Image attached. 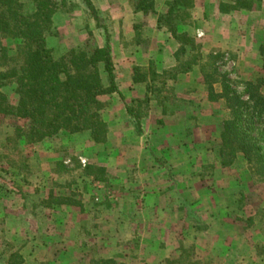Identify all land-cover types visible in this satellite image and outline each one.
<instances>
[{"label":"rangeland","instance_id":"1","mask_svg":"<svg viewBox=\"0 0 264 264\" xmlns=\"http://www.w3.org/2000/svg\"><path fill=\"white\" fill-rule=\"evenodd\" d=\"M93 1L98 11L102 10L100 15L109 34H113V24L108 22L111 15L123 10L122 6L119 9L115 0ZM136 1L128 0L127 5L134 8ZM171 1L153 0V8L165 15L166 3ZM189 1L191 5L182 10L185 16H181L180 10L181 18L173 24L177 26V34L186 33L193 39L194 51L178 61L174 56L170 58L171 47L164 42L167 36L162 35H169L168 27L162 22L160 30L163 32L159 31L162 34L158 41L165 46L157 48L160 51H153L146 69H154L160 75L172 67L177 69L189 62L192 64L190 73L195 72L196 78L184 77L175 86L176 82L161 76L152 86L156 91L165 82L158 98L171 116L162 119L163 125L168 119L171 124L179 123L181 129L191 125L188 146L186 140L182 142L184 131L176 133L162 127L156 138L150 137L151 125L161 117L154 103L144 112L139 131L128 125L126 119L123 120L120 99L113 98L116 95L105 96L102 101L105 104L104 121L111 124L103 145L87 146V133L72 137L59 134L39 144L28 145L24 136L15 131V126L26 127V122L15 125L16 120L0 115V264H96L106 260L114 264H202L208 263V259L209 264H244L246 253L264 254V178L240 155L229 166H221V160L216 158L221 148L220 122L230 119V113L222 99L205 103L206 94L199 72L210 70L213 63L210 57H218L215 66L225 80L220 81L218 77L219 82L213 85L214 93L222 94L224 85H228L241 101H246L243 83L264 78L259 53V49L264 48V24H256L261 8L264 13V0L246 1L251 8L247 11L248 17L242 14L237 20L236 27L241 30H233L238 39L227 50L228 55L217 50L216 54H202L204 38H199L200 32L195 29L202 22L200 17H214L209 11L202 14L199 0ZM64 3L61 8L66 12L70 1L64 0ZM70 11L56 15L53 22L54 28L64 31L57 56L64 54L63 49L69 48V43H83L89 31L98 35L95 39L99 45L103 43L99 32L93 28L94 23L83 10ZM226 17L222 20L223 25L230 21L227 20L230 16ZM196 19L198 24L193 26ZM263 19L264 15L260 23ZM244 30L251 34L249 44L245 42V32H241ZM138 31L133 41L140 44V54L148 52L150 55L148 42L154 38H143L145 30ZM11 45L0 39V49H11ZM49 45L53 46L52 43ZM126 50L112 43L117 76L128 67L123 59L129 55L130 51L125 53ZM2 71L5 69L0 67ZM144 93L145 88L141 87L136 95L142 99ZM154 93H149V98L154 95L157 100V93ZM1 94L10 105H15L17 98L10 85ZM260 95L264 98V89H260ZM196 124L198 127L194 126ZM250 125L253 126V138L264 134L263 118H251ZM165 146L171 148L167 152L169 159L164 162L166 172L160 176H146L149 168L160 169L158 161L151 159L152 151ZM177 146L184 152L181 160L175 153ZM221 155L225 157L224 161H229L226 151ZM88 166L94 171L103 169L102 180L87 176L85 168ZM143 185L158 190V194L151 195L146 203L141 201L146 191H142ZM50 196L74 197L81 206L47 207ZM150 204L152 207L148 206ZM210 213L214 214V221L219 222H210L207 226L205 221L209 219L204 218ZM222 220L227 224H222ZM210 226L212 233L220 229L221 236H226L227 229L233 233L228 240L236 243L234 258L230 259L225 253L230 245L228 240L214 244L210 234L201 244L202 241L194 236L196 231H188L191 227L202 232ZM213 252L215 256L207 257Z\"/></svg>","mask_w":264,"mask_h":264},{"label":"trees","instance_id":"2","mask_svg":"<svg viewBox=\"0 0 264 264\" xmlns=\"http://www.w3.org/2000/svg\"><path fill=\"white\" fill-rule=\"evenodd\" d=\"M69 1L70 7L65 12L61 8L65 6L64 0H0V39L12 44L11 49H0V67L5 69L0 72V92L10 85L17 98L15 105H10L7 98L0 93V115L16 120L15 125L20 121L26 122V127L15 126V131L19 136H24L28 145L39 144L59 134L72 137L80 133H87L94 145H103L109 129L104 121L105 104L102 101L105 96L117 95L120 102H124V97L116 86L110 48L111 35L105 21L93 0ZM246 1L248 0H235L230 8L226 6L221 11L226 13L228 9H250ZM136 2V11L143 14L153 11V0ZM166 5V14L159 16L157 20L158 28H161L162 22L168 27L167 33L178 45L173 55L178 61L195 49L193 39L186 33L177 34V26L173 24L174 20L184 15L182 10L191 5V1L172 0ZM71 9H81L88 15L103 43L99 45L95 39L98 35L89 31L83 43H69V48L63 49L64 54L57 56L56 53L61 50L64 31L54 28L53 22L56 15L69 13ZM180 10L181 16L178 14ZM259 53L264 70V48H260ZM210 58L213 62L210 70H199L202 76L201 85L206 94L205 103H215L222 99L230 113V119L220 122L221 148L216 158L221 160V166H229L240 155L264 178V134L253 138V126L250 125L251 118L264 120V98L260 95V89H264V78L243 83V96L246 101H241L240 96L228 85H224L222 94H216L213 85L219 82L218 77L220 81L225 79L219 75L215 66L214 61L218 57ZM191 65L189 62L160 75L151 68L146 70L144 67H133L131 80L135 84H145V93L142 99L137 98L129 105L124 104L125 117L129 118L128 125L139 131L144 112L154 103L156 110H160L157 111L161 116L159 127H163V117L171 116L166 113L164 104L158 98L165 82L161 83V89L153 91L154 81L164 76L169 81L176 82L179 75L191 72ZM154 92L157 93V100L154 95L149 98V93ZM213 116L217 118L215 113ZM200 124L199 122V126ZM194 126L198 127V124ZM190 127L191 125H186L181 129V132L184 131L182 142L186 140V144L192 136ZM224 151L228 153L229 161H224L225 157L221 155ZM62 171L65 172L63 167ZM102 173L103 169L94 171L91 166L85 168V174L96 180H102ZM46 204L47 207L54 206L53 208L81 206L74 197L63 199L50 196ZM96 264L114 263L106 260L97 261Z\"/></svg>","mask_w":264,"mask_h":264},{"label":"crops","instance_id":"3","mask_svg":"<svg viewBox=\"0 0 264 264\" xmlns=\"http://www.w3.org/2000/svg\"><path fill=\"white\" fill-rule=\"evenodd\" d=\"M115 1L119 5L118 8L120 9V7L122 6L123 10L116 13L115 16L111 15L112 19L108 17V19H111V21L108 23L113 24V27H112L113 34L110 33L112 43L114 46H118L120 48H127L125 53L130 51L128 53L129 55L126 54L125 57H123V59L125 60L124 65L128 66L127 68L125 67V72L122 73L121 75H118V76L115 74L116 86H117L118 90L120 91V93L122 94V96L124 97V102L121 103L122 104L121 110H122L123 120L126 119V121L128 123L129 118H126L125 114H124V104L129 105L133 100L137 99L138 95H136V93H138V90L140 91L141 87L145 88V84H135L132 82V80H131L132 69H133V67H140V68L144 67V69H147L149 66V63H150V59H152L151 54L153 53V51L154 52L160 51V50H157V48L165 46V44L164 43L162 44L158 41V37L161 36V34H162L161 32H163L160 30V28H158V23H157L159 16H161V11H157L158 9L153 8V11H151L147 14H143L142 12L136 11L135 7L130 8L127 5L128 0H115ZM199 3L202 5V8H201L202 14L205 13L206 11H209V14L211 13L214 17L211 19H210V17L206 18V19L205 18L202 19L200 17L202 22L199 23V26H197L195 29V30H199L200 33L202 32V37L204 38L203 43H202V47L204 50H202V54L203 55L209 54V53L210 54H216L215 53L216 50L219 52H222V54H227L226 52H227V50H229V47L234 46L236 44V39H238L233 35V32H234L233 30H238V29L241 30V28L239 26H238V28L236 27L237 20L239 19L240 16H242V14H244L245 16L248 17L247 11H250V9H247V10L241 9V10H235V11L228 9V12L225 13V12H222L221 9L223 7H226V6H227V8L228 7L230 8V6L232 5L231 0H199ZM101 11L102 10H100L99 13ZM258 14H259L260 18L258 19L256 24L257 25L260 24L262 26L264 24V21H262L260 23L261 16L264 15L262 8L260 9ZM226 16H230L231 18L229 17L227 20H230V21H228L226 23V25H223L222 20L227 18ZM145 17L147 18L146 20L148 21V25H146V22L144 20ZM204 19H205V21H204ZM195 21L196 22H194L192 24L193 26L198 24V20L196 19ZM249 23H252V21ZM135 27H137L136 29L145 30V36L143 38H154V39H149L150 41L148 42L150 45V55L148 52H145V55L140 54V51H139L140 44L133 41V39L137 36L136 33H139V31L135 30ZM159 31H161V32H159ZM110 32H111V30H110ZM241 32H245V34H244L245 42H248V44H249L250 38H251L250 32L248 30H244ZM162 35L167 36L166 39L164 40V42L166 44H168L169 47H171L170 58H172V56L174 55V53L178 49V45L169 35L164 34V33ZM240 35H243V33L239 34L238 36H240ZM155 40H157V41H155ZM205 40H206V42H205ZM121 42H123L124 44L122 45ZM112 43L110 42L111 50H112ZM129 49H132V50L135 49V50L132 51ZM234 53H236V51H234ZM173 68L174 67H172V69ZM172 69H169V70H172ZM188 76H189V78L190 77L196 78L197 74L195 72H192V73H189L186 75L185 74L179 75L177 77L176 83L174 85L177 86V84L179 82H181V80L184 77L188 78ZM183 84H185V83H183ZM113 98H117L119 101V97L117 95L114 96ZM163 119H164V117H163ZM169 120L170 119L167 120L166 125L165 124L163 125V129L168 128L169 131H174L176 133H180L182 130H181V126L179 125V123L177 125H176V123L171 124L172 121H169ZM106 122H107L108 126L111 125L108 123V121H106ZM145 126L146 127L148 126L147 121L145 122ZM170 127H172L173 130H170L171 129ZM159 129H162V127H159L158 122H155L154 125H151L150 137L153 136L154 138H156V136H158V130ZM139 137H141V136H139ZM87 138H88L87 146H90L93 143L90 141L88 135H87ZM140 142H141V140H140ZM175 145H177V144H175ZM178 146H180V144H178ZM178 146L175 147V149H176L175 153H176V155L179 156V159L181 160V158H183L184 152H182L181 147L178 148ZM186 146H188V145L186 144ZM136 150H138V148H136ZM169 150H171V148L165 146L162 149H159V150L155 149L154 151H152L153 153L151 155L153 156V158H151V159H154V161L160 162L159 163L160 169L152 170L153 168H149L150 170H147L146 176H150L152 174H158L155 176H160V175H163L164 172H166V171H164V165H165L164 162L169 159V157L167 156L168 155L167 152H170ZM168 186H170V185H168ZM141 188H142V191L146 190L144 192L145 196L143 195V198L141 200L144 203H146L147 201H150L149 198L151 195H152V197H154L156 194H158L157 189H154V188L150 189V188L146 187V185L145 186L143 185ZM141 188L139 187L138 190L141 191ZM165 191H167V189H165ZM183 191H185V190H181V192H183ZM160 192H161V190H160ZM151 205L152 204H150L148 206H151ZM204 219L205 220L209 219L208 222L205 221V224L207 226H209L210 222L215 223L218 221V220L214 221V219H215L214 214L211 215V213H210L209 217L206 216ZM220 222L222 224H227L225 220H222ZM194 230L196 231L194 236H196L197 240L199 239V242L202 241L201 244H203V238H207L210 234L212 235L210 240H212V242L214 244H215V242H225L226 240L230 239V237L233 235L232 232H229V229H227L228 232H227L226 236L220 235L221 231L218 232L220 229H217V231H215V233H212V231H211L212 227L211 226H210V228H207V229L203 230L202 232H200L196 229H192L191 227L188 229V231H192V232H194ZM228 242L230 245H228V247H226L225 253L227 254V257H229L231 259L233 254H235V252H233V251L236 250V243H235V241L231 242L230 240H228ZM170 254H172V253H170ZM210 256L212 258V256H215V253L213 252V254H211L209 256L207 255V257H210ZM234 257H235V255L233 256V258ZM246 257H247V259H246ZM243 259L246 260L244 264H254V263L255 264H264V254L262 256H258L255 254L246 253V255ZM209 261L210 260L208 259V261H207L208 263H202V264H209ZM199 264H200V262H199Z\"/></svg>","mask_w":264,"mask_h":264},{"label":"built area","instance_id":"4","mask_svg":"<svg viewBox=\"0 0 264 264\" xmlns=\"http://www.w3.org/2000/svg\"><path fill=\"white\" fill-rule=\"evenodd\" d=\"M199 38H201L202 37V33H199V35H197Z\"/></svg>","mask_w":264,"mask_h":264}]
</instances>
